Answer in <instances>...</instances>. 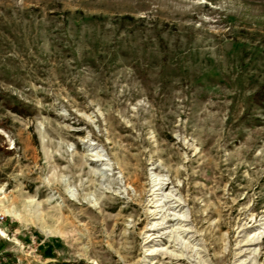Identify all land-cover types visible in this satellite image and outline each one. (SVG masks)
Here are the masks:
<instances>
[{
	"label": "rangeland",
	"instance_id": "rangeland-1",
	"mask_svg": "<svg viewBox=\"0 0 264 264\" xmlns=\"http://www.w3.org/2000/svg\"><path fill=\"white\" fill-rule=\"evenodd\" d=\"M0 230V264H264V0H0Z\"/></svg>",
	"mask_w": 264,
	"mask_h": 264
},
{
	"label": "bare ground",
	"instance_id": "bare-ground-1",
	"mask_svg": "<svg viewBox=\"0 0 264 264\" xmlns=\"http://www.w3.org/2000/svg\"><path fill=\"white\" fill-rule=\"evenodd\" d=\"M243 149V148H242ZM254 158V157H253ZM228 161V160H227ZM254 161V160H253ZM253 163V162H252ZM166 186V185H165ZM160 189H165L164 188V186H161L160 187ZM155 193L153 192L152 193V195H154ZM170 198H172V197H170ZM174 199V198H173ZM173 199H170V200H168V201H166V205L168 204L169 205V209H171V210H174V211H180L181 209H182V205H183V203H181V202H179V201H176L175 200V203L173 204V205H171V202L173 201ZM176 220H178L180 223H182V222H186L187 221V219H184V218H177ZM252 227V226H251ZM1 231V230H0ZM184 232H186V231H184ZM259 241L257 240V238H253V239H250V240H248L247 242H245L244 243V245L245 246H252V245H254V244H256V243H258ZM162 252V251H161ZM247 252H250V251H247V250H244V254L245 253H247ZM152 253H154V251H152ZM156 253V252H155ZM164 253H166V252H164ZM169 258V257H168ZM244 264V263H243Z\"/></svg>",
	"mask_w": 264,
	"mask_h": 264
}]
</instances>
